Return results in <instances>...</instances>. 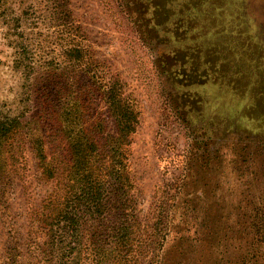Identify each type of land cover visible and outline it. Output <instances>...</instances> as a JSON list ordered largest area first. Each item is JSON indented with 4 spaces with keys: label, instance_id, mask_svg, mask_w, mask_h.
<instances>
[{
    "label": "rangeland",
    "instance_id": "obj_1",
    "mask_svg": "<svg viewBox=\"0 0 264 264\" xmlns=\"http://www.w3.org/2000/svg\"><path fill=\"white\" fill-rule=\"evenodd\" d=\"M88 68L125 83L139 121L133 198L118 211L107 186L109 207L82 225L83 262L93 244L110 245L120 218L132 225L135 264L253 262L264 212V0H0V116L21 121L0 171V264H50L34 256L45 239L35 218L65 191L80 100L88 115L106 111ZM71 111L79 125L64 121Z\"/></svg>",
    "mask_w": 264,
    "mask_h": 264
},
{
    "label": "trees",
    "instance_id": "obj_2",
    "mask_svg": "<svg viewBox=\"0 0 264 264\" xmlns=\"http://www.w3.org/2000/svg\"><path fill=\"white\" fill-rule=\"evenodd\" d=\"M87 72L104 102L105 115L100 112L88 115L86 105L80 100L79 131L76 130L79 114L76 111L65 113L64 121L76 126L68 130L70 139L64 154L66 175H62L65 191L48 197L42 212L35 218L40 220L36 229L43 231L45 239L35 240L36 250L40 251L34 256L41 254L50 264H135L137 251L131 243L132 225L127 224V218L119 219L110 245L101 244L96 248L93 244L91 256L87 257L89 262H83L82 225L84 221L102 216L109 207L107 186L110 184L118 211L120 207L125 210L133 198L135 185L129 168L130 146L139 121L135 99L126 93L125 83L120 78L106 81L97 68H88ZM20 128L19 115L0 116V171L5 165L6 151L10 158L14 157L12 146L5 147L6 141L17 135ZM33 145L40 166L52 176L40 139L35 138ZM259 220L256 258L253 262L245 259L243 264H264V212L259 214ZM37 231L30 229L31 239Z\"/></svg>",
    "mask_w": 264,
    "mask_h": 264
}]
</instances>
